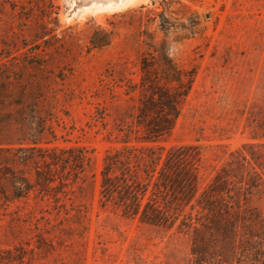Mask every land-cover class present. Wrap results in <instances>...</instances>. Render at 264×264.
Masks as SVG:
<instances>
[{"label":"rangeland","instance_id":"374dc122","mask_svg":"<svg viewBox=\"0 0 264 264\" xmlns=\"http://www.w3.org/2000/svg\"><path fill=\"white\" fill-rule=\"evenodd\" d=\"M51 1L58 37L70 47L57 56L56 73L66 71L55 85L56 144L85 147L93 160L60 200L33 193L0 209V264H192V233L178 230L181 219L171 230L148 225L126 217L123 204L164 210L170 203L192 213L227 163L250 158L249 145L264 154V0H176L168 37L155 16L161 0ZM47 2L0 0V28L7 22L27 38L9 54L0 51V62L37 53L33 28L47 22ZM195 21L197 33L178 38ZM110 22L120 26L112 44L89 50L93 32ZM142 30L158 43L166 39L170 56L195 81L169 138L141 143L132 135L126 144L118 125L137 112L139 92L127 94V82L140 80ZM251 204L264 215V194Z\"/></svg>","mask_w":264,"mask_h":264},{"label":"trees","instance_id":"16d2710c","mask_svg":"<svg viewBox=\"0 0 264 264\" xmlns=\"http://www.w3.org/2000/svg\"><path fill=\"white\" fill-rule=\"evenodd\" d=\"M161 1L163 11L155 12V16L168 37L174 25L167 13L174 14L172 5L181 3ZM53 10L54 4L48 0L43 10L48 14H42L47 22L33 28L36 44L32 49L37 53L26 54L27 60L11 58L10 54V60L0 62V209L27 200L33 193L42 197L53 193L60 200L59 194L82 180L93 160L85 147L56 144L53 110L60 90L55 85L56 79L64 81L66 71L62 67L56 73L60 67L57 56L65 55L70 47L68 50V42L58 37L60 25L57 18H52ZM186 12L190 13V8ZM192 15L198 19L196 13ZM109 25L110 29L93 32L89 50L112 44L120 26L115 22ZM199 26L195 21L189 33L178 38L196 34ZM2 32L0 49L3 46L4 50L0 51L5 54L11 53L19 40H27L25 29L16 34L7 22L0 28ZM9 32L13 35L10 39ZM141 36L146 52L140 58V80L127 82V94L139 92L137 112L131 122L125 121L124 114L118 125L126 144L132 135L141 143L169 138L195 81V73L182 69L170 56L166 39L158 43L154 34L145 30ZM255 147L259 146H248L250 158L241 154L236 167L232 161L221 168L192 206V213L170 203L164 210H141L140 204L125 202L124 215L140 216L142 223L169 230L181 219L178 230L192 233V264H264V215L251 204L254 196L264 194V154ZM103 187L108 190L113 185L106 180Z\"/></svg>","mask_w":264,"mask_h":264}]
</instances>
